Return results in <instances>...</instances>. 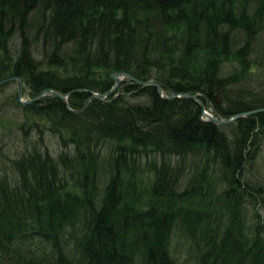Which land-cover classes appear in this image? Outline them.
I'll return each instance as SVG.
<instances>
[{
  "label": "trees",
  "instance_id": "trees-1",
  "mask_svg": "<svg viewBox=\"0 0 264 264\" xmlns=\"http://www.w3.org/2000/svg\"><path fill=\"white\" fill-rule=\"evenodd\" d=\"M124 72L264 107V0H0V80L70 93L0 87V264H264V112L130 79L85 107Z\"/></svg>",
  "mask_w": 264,
  "mask_h": 264
},
{
  "label": "water",
  "instance_id": "water-1",
  "mask_svg": "<svg viewBox=\"0 0 264 264\" xmlns=\"http://www.w3.org/2000/svg\"><path fill=\"white\" fill-rule=\"evenodd\" d=\"M111 77L114 79L115 81V86H119L125 79H130V80H133V81H136L138 82L139 84H142V85H154L155 87H157L158 89V92L159 94L162 96V98L164 99H172V98H178V97H187V98H190V99H193L195 101H197L199 103L200 106L204 107V103L203 101L198 97V96H195L193 95L190 91L189 92H186V93H177V92H174L172 93L171 95L170 94H166L164 93L163 91V86L155 81V80H140V79H137L135 78L133 75H131L130 73H127V72H124V73H113L111 75ZM127 77V78H126ZM12 80H17L18 83H19V90H18V101L21 103V104H29L31 101L30 100H23V89H24V80L21 78V77H10V78H6V79H2L0 80V84L1 83H7L9 81H12ZM113 92V90H110L108 91L107 93L105 94H102V93H98L95 95V98H103L105 96H109L111 95ZM47 93H50L54 96H58V97H66V95H62L61 92H59L58 90H55V89H45L43 90L39 96V97H42L44 94H47ZM261 111H264V107L262 108H257V109H254V110H250V111H247V112H241V113H236L234 115H232L231 117H221V116H214L212 114H209L207 112H205L204 110H202V114L203 115H206L209 120L212 122V123H216L218 125H225V124H229L233 121H235L236 119L240 118V117H243V116H247V115H250V114H254V113H258V112H261Z\"/></svg>",
  "mask_w": 264,
  "mask_h": 264
},
{
  "label": "bare ground",
  "instance_id": "bare-ground-1",
  "mask_svg": "<svg viewBox=\"0 0 264 264\" xmlns=\"http://www.w3.org/2000/svg\"><path fill=\"white\" fill-rule=\"evenodd\" d=\"M127 78V77H126ZM129 79V78H128ZM126 80V79H125ZM132 82H135V83H138V82H136V81H133V80H131ZM5 83H1L0 84V87L2 86V85H4ZM139 84V83H138ZM140 85H142V84H140ZM118 87L119 86H115L114 85V87L112 88V90H113V92H112V94L118 89ZM24 90V89H23ZM158 90V89H157ZM163 91H164V89H163ZM96 94H98V93H93L92 94V96L90 97V99L89 100H87L86 102H85V107H87L88 105H89V103L90 102H92V101H94L95 99H98V100H105L106 98H108V97H110L111 95H109V96H105V97H103V98H101V99H99V98H95V95ZM47 95H51V96H54V95H52V94H50V93H47V94H44L42 97H39L38 98V96L35 98V99H30V103L29 104H26V105H31V104H34V103H37V102H39L43 97H45V96H47ZM63 95V94H62ZM54 97H57V98H59L60 100H62L63 102H64V104L66 105V106H68V99H69V97H70V93H68L67 95H66V97H63V98H61V97H58V96H54ZM178 98H186V99H190V98H187V97H178ZM219 98V97H218ZM172 99H176V98H172ZM191 100H193V99H191ZM195 101V100H194ZM198 105H199V103L197 102V101H195ZM204 103V102H203ZM23 105H25V104H23ZM200 106V105H199ZM200 108H201V110H204L205 112H207V113H209V114H212V115H214L215 116V114L213 113V110L211 109V108H209V107H207L205 104H204V107H202V106H200ZM84 110H85V108H82L81 110H79V111H76V110H72V109H70L69 108V111H71V112H73L74 114H81V113H83L84 112ZM262 112H264V111H261V112H258V114L259 113H262ZM255 114H257V113H254V114H250V115H247V116H243V117H249V116H251V115H255ZM240 118H242V117H240ZM240 118H238V119H240ZM201 119L205 122H210V123H212L210 120H209V118L206 116V115H203L202 114V111H201ZM238 119H236V120H238ZM235 120V121H236ZM235 121H233V122H235ZM233 122H231V123H233ZM231 123H229V124H231ZM225 125H228V124H225Z\"/></svg>",
  "mask_w": 264,
  "mask_h": 264
},
{
  "label": "rangeland",
  "instance_id": "rangeland-1",
  "mask_svg": "<svg viewBox=\"0 0 264 264\" xmlns=\"http://www.w3.org/2000/svg\"><path fill=\"white\" fill-rule=\"evenodd\" d=\"M18 86H19V83H18ZM18 86H17V90H18ZM164 89V88H163ZM23 100H30V95L27 93V92H24V90H23ZM164 93H166L165 91H164ZM162 97V96H161ZM262 135H261V139H262V141H264V133H261ZM262 153H261V155H260V161L261 162H264V149L261 151ZM264 172V170H262L261 171V174H260V177H261V179H263L264 180V174H262Z\"/></svg>",
  "mask_w": 264,
  "mask_h": 264
}]
</instances>
